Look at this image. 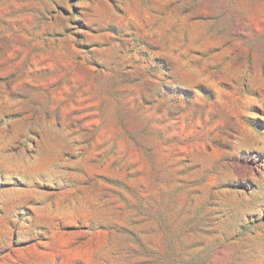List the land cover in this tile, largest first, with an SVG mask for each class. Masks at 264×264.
<instances>
[{
	"label": "rangeland",
	"instance_id": "374dc122",
	"mask_svg": "<svg viewBox=\"0 0 264 264\" xmlns=\"http://www.w3.org/2000/svg\"><path fill=\"white\" fill-rule=\"evenodd\" d=\"M0 264H264V0H0Z\"/></svg>",
	"mask_w": 264,
	"mask_h": 264
}]
</instances>
